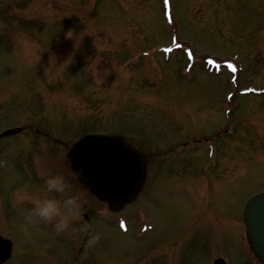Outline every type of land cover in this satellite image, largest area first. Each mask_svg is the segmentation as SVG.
<instances>
[{"label":"rangeland","instance_id":"1","mask_svg":"<svg viewBox=\"0 0 264 264\" xmlns=\"http://www.w3.org/2000/svg\"><path fill=\"white\" fill-rule=\"evenodd\" d=\"M172 37L195 55H233L244 66L231 81L234 87L264 85V0H0V130L37 125L59 141L45 144L22 134L0 141V234L13 241L9 264H61V259L72 264L87 223L82 210L105 211L73 179L65 158L82 126L84 132L125 133L150 150L143 196L148 187L153 195L121 214L120 223L131 227L126 234L96 214L97 231L90 222L93 233L84 246L90 253L81 264H96L97 251L106 264H163L168 253L170 264H210L216 255L229 264H257L244 247L241 212L249 194L264 190V137L252 134L262 124L264 100L260 111L257 98L234 97L225 121L221 105L233 85L225 74L199 67L184 74L178 60L152 49L172 46ZM211 136L217 139L211 144L212 165H206L203 142L190 156L177 149L168 154L185 140ZM256 142L260 150L252 149ZM14 154L32 174L20 171V161L6 163ZM161 158L170 169L159 176ZM214 164L217 168L203 173L206 183L196 185L200 201L207 200L209 183L217 190L211 202L217 209L205 213V203L190 196L189 180ZM46 172L71 180L83 198L80 217L67 233L55 235L39 224L25 236L19 230L21 212L31 207L28 196L41 189ZM142 216L154 227L144 236L135 226ZM110 217L118 225L115 215Z\"/></svg>","mask_w":264,"mask_h":264},{"label":"water","instance_id":"2","mask_svg":"<svg viewBox=\"0 0 264 264\" xmlns=\"http://www.w3.org/2000/svg\"><path fill=\"white\" fill-rule=\"evenodd\" d=\"M68 157L78 180L112 203L113 209L133 199L145 177L146 156L120 136H84L74 143ZM125 183H132L127 191ZM244 216L253 249L264 261V193L248 201ZM10 247L8 240L0 239V261L8 257Z\"/></svg>","mask_w":264,"mask_h":264},{"label":"clouds","instance_id":"3","mask_svg":"<svg viewBox=\"0 0 264 264\" xmlns=\"http://www.w3.org/2000/svg\"><path fill=\"white\" fill-rule=\"evenodd\" d=\"M66 36L72 37L70 34ZM75 46L77 47V42ZM41 176L42 187L28 196L31 207L21 212L19 230L23 235L29 236L30 229L46 224L51 225L56 235L67 233L80 217L83 198L72 190V182L64 173L46 172ZM75 176L76 173H73V178ZM99 215L103 216V213L100 212ZM86 227L82 230H86ZM95 241L94 237L90 244Z\"/></svg>","mask_w":264,"mask_h":264}]
</instances>
